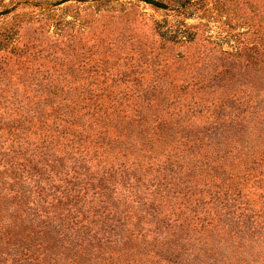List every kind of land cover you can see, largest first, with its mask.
Returning a JSON list of instances; mask_svg holds the SVG:
<instances>
[{
    "label": "rangeland",
    "instance_id": "obj_1",
    "mask_svg": "<svg viewBox=\"0 0 264 264\" xmlns=\"http://www.w3.org/2000/svg\"><path fill=\"white\" fill-rule=\"evenodd\" d=\"M15 1L0 0V34L34 41L40 58L31 62L24 57L19 61L13 58L11 67L28 68L29 72L37 71L42 75L55 72L62 76L70 72L93 74L94 78L78 80V83L117 89L158 88L166 99L159 112L156 111L162 122L159 128L153 124L155 111L148 110L149 114H145L146 124L156 132L153 133L154 144L148 145L154 155L150 160H156L151 170L143 163L142 156H138L137 147L141 143L129 148L126 134L106 141L102 153L107 156L108 165L97 166H105L98 168L100 172L108 169L110 175L114 174L108 195L97 196L98 199L90 204V213L97 215L84 216L85 211H79L76 216L74 212H65L71 218L64 217L62 223L50 229L49 218L47 226V222L40 223L43 218L39 217H44L39 214L44 209L42 197L40 204L38 197L26 193L18 199L20 208L24 198L30 203L34 201L33 206L39 202L38 209L32 207L25 215L0 214V264H264V180L258 184L257 194H250L245 200L251 205L250 213L255 219L244 216L239 222L236 216L232 221L226 217V226L206 217L201 208L199 211L189 208L197 204L196 201L188 196L181 199L173 195L162 182L170 168L165 167L166 158L177 168L174 171L191 177L199 171L196 164L205 157L197 155L187 168L184 162L194 153L182 151L175 146V140L173 143L164 141L166 134L212 136L214 142L223 143L220 149L224 150L229 142H222L224 138L238 133L239 127L247 126L244 118L231 125L234 128L229 132L230 123L218 132L215 130V118L222 117L228 111L226 107L235 104L231 92L251 97L254 102L264 96V0H190L192 3L186 5L188 9L182 11L175 9L176 0H160L168 4L164 8L145 0H67L62 3L50 0L48 5H53L49 7L15 4ZM162 36H188L189 40L178 38L172 51L175 55L183 54L181 58H175L174 54L169 58L163 56L165 52L159 49H163L165 42ZM221 68L228 70L219 72ZM195 78L201 80L199 89L192 87ZM71 82L70 79L62 81ZM254 116L257 121L264 122V112ZM118 122L117 128L133 126L123 117ZM247 122L253 124L249 119ZM145 141H141L143 147ZM220 149L215 144L208 147L207 156L219 157ZM146 153L144 150L143 155ZM184 153L188 157L182 160L180 156ZM255 155L261 160L264 151L250 152L245 158L253 160ZM230 160L227 164L235 171L244 196L247 191L254 192V181L258 180L253 177L249 182L245 180V170H239ZM158 169L162 170L159 177ZM252 172L264 177V162ZM159 181L162 189H166L158 193L162 195L158 200L161 210L145 217L137 211L131 218L134 222L125 219L123 234L126 238L122 242L104 244L94 238L103 222L99 210L102 199L109 200L114 217L121 216L118 214L119 201L123 204L124 195L132 190L131 186L140 188L137 190L140 193ZM196 188L207 191L205 186ZM209 197L208 192L205 198ZM6 203L9 205L10 200ZM68 203L61 206H68L70 211L75 204L73 193ZM52 204L60 213L58 202L54 200ZM213 210H218L217 203ZM127 211L130 217L131 207ZM191 211L197 212L201 222L193 213H188ZM18 223L23 228L20 232L14 228ZM111 223L105 224L114 231L122 226L114 218Z\"/></svg>",
    "mask_w": 264,
    "mask_h": 264
},
{
    "label": "trees",
    "instance_id": "obj_2",
    "mask_svg": "<svg viewBox=\"0 0 264 264\" xmlns=\"http://www.w3.org/2000/svg\"><path fill=\"white\" fill-rule=\"evenodd\" d=\"M65 1L67 0H58L57 3ZM145 1L158 7H168L164 1ZM27 3L44 7L53 5H48L50 0L15 1V4ZM176 3L178 6L175 9L182 11V9H188L187 3L192 2L176 0ZM162 37L165 42L162 43L163 49H159L165 52L163 54L165 58L172 57L175 53L172 51L178 43L176 41L178 38L181 37L183 41L189 40L188 36ZM36 45L34 41L26 40L23 36L0 34V214L3 213L5 216L11 212L12 214L25 215L32 207L38 209L39 202L38 205L33 206L34 201L30 203V200L24 201L23 198V207L20 208L21 202H18V199L27 193L31 197H38L41 204L40 197H42L44 209L42 208L39 214L44 217H39L43 218L40 223L47 222V218H49L51 221L48 227L53 226L55 229L58 223H62L64 217L71 218L65 212H74L76 216L79 215V211H85L84 216L97 215L94 212L90 213V204L98 199L95 197L108 195L107 191L112 185L114 174L110 175L108 169H103L100 172L98 168L102 165L97 166L101 163L108 165V158L102 153V146L106 141L126 134L125 136L128 135L130 140L129 148H135L141 143V146L137 147L138 156H142L145 161L143 163L151 170L156 160H150L154 155L152 150L148 149V145L154 144L153 133L156 132L146 124L145 114H149L146 113L148 110H154L153 124L159 128L162 122L156 111L160 110L159 107L166 97L162 96V90L158 88L125 87L117 89L114 86L101 87L95 84L78 83V80L94 78L93 74L79 75L70 72L62 76L55 72L42 75L37 71L29 72L28 68L22 70L10 66L13 58L19 61L24 57L30 62L38 60L40 56L39 52L35 51ZM174 56L181 58L183 54L178 53ZM261 62H263L262 58ZM227 70L221 68L219 72L224 73ZM67 79L73 80V82L62 83ZM200 81L195 78L192 87H198ZM184 86L186 87V84H183ZM231 93L235 104L226 107L228 111L222 114V117L215 118L213 121L215 130L218 132L230 123L227 128L229 132L231 128H234L231 125L240 123L244 118H246L244 121L247 126L239 127L238 133L224 138L222 142L229 141L224 150L220 149L223 143L214 142L210 138L212 136L207 135L178 137L166 134L164 140L172 143L175 140V146H179L182 151L194 153L189 157L185 153L180 156L182 160L185 156L188 157V160L184 162L187 168H190L195 162L197 155L205 156L200 163L196 164L199 171L191 177L174 171L177 168L173 167L174 164H170L166 158L165 167L168 165L170 168H165L169 172L163 175L164 181L162 180V182L167 190L181 199L188 196L193 202L196 201L197 204L193 207H183H195V211H199L201 208L206 213V217H211L217 221L218 225L223 226L227 225L228 217L232 221L236 216L239 222L244 216L255 219L256 216L250 213L251 205L245 200L246 196L257 194L258 184L261 185L264 180L261 174L255 176L252 172L261 165L262 161L264 162V156L261 157V160L259 155L253 156V160L245 158L250 152L264 151V122L262 119L257 121V117L254 116V114L261 116L264 112V96L254 102L251 97H242L237 92ZM121 117L131 122L132 128H117ZM150 117L152 118V116ZM247 119L253 124L247 122ZM219 122H223V124H217ZM157 138L160 139L161 134ZM143 139H146L145 147L141 142ZM214 144L220 149L221 154L212 159L207 154L210 152L208 147ZM144 150H147L145 156L149 160L143 155ZM229 158L232 159V161L230 160L233 162L232 165H235L239 170H245V180L247 179L249 182L252 177L258 180V182L254 181L256 183L253 186L255 187L254 192L247 191L244 196V191L239 187L235 177V171L227 164ZM161 171V169L157 170V177L160 176ZM97 174L100 175L99 178ZM97 179H99L98 183H96ZM162 182L159 181L157 184H153L149 190L140 193L138 192L140 188L133 189L131 186L132 190L124 195L123 204L119 201L121 206L118 208V214L121 216L114 217L109 200L102 199L99 210L103 222L98 230L99 234L94 235V238L104 244L122 242L126 238L123 234L125 219L134 222L131 218L133 214H137V211L142 212L140 214L145 217L147 214L161 210L162 204L158 200L162 195L158 193L166 192V189L161 187ZM198 185L207 187V191L198 190L196 188ZM208 192L210 197L207 199L205 197ZM72 193L75 204L69 211L68 206L61 205L63 203L69 205L68 198ZM8 199L10 200L9 205L6 203ZM47 199H49L48 202ZM13 200L14 202H12ZM54 200L58 202V206H61L59 207L60 213H57V206L52 204ZM216 203L218 210L213 212ZM128 207L132 209L130 217L127 211ZM136 207L139 209H135ZM143 207H146V210ZM133 211L136 212L133 213ZM195 211L188 213H193L198 222H201L200 216L197 218ZM113 218L118 225H122L115 231L110 227ZM110 219L112 220L110 221ZM47 224L48 222L46 226ZM14 228L17 229L16 232L23 229L20 228L19 223ZM26 231L29 229L26 228Z\"/></svg>",
    "mask_w": 264,
    "mask_h": 264
}]
</instances>
